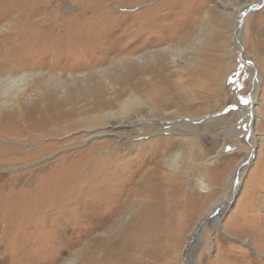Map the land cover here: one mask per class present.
Here are the masks:
<instances>
[{"label":"rangeland","instance_id":"rangeland-1","mask_svg":"<svg viewBox=\"0 0 264 264\" xmlns=\"http://www.w3.org/2000/svg\"><path fill=\"white\" fill-rule=\"evenodd\" d=\"M237 21L242 52L256 70L230 42ZM4 25L8 27L0 33V61L17 70L66 78L108 68L114 83L124 79L128 85L122 88L141 95L159 87L154 84H159V77L151 72L155 65H167L165 74L173 82L170 92L182 106L169 109L171 114L160 111L158 117L183 122L175 135L142 131L138 142L136 134L84 138L82 128L75 125L78 107L91 105L96 97L81 99L74 94L78 102L74 106L69 96L73 88L82 94L105 89L106 82L96 75L89 85L68 82V94H56L55 103L51 102L62 103L55 112L63 119L59 127L66 131L56 132L49 116L24 119L29 108L46 106L43 94L34 93L33 99L10 111L9 117L0 119V195L12 197L16 205L29 203L34 189H44L40 202L52 196L57 187L45 182L77 164V156L89 150L94 153L88 164L104 160L111 170L139 167L142 162L136 157L143 149L139 142L157 144L154 148L160 154L180 151L182 160L178 170L161 169L163 210L174 216L158 231L145 236L132 232L135 219L131 217L137 219L148 203L143 198L136 199L124 220L115 217L102 224L96 221L99 212L86 207L84 215L78 214L75 230L73 222L66 225L45 215L32 220L28 231L17 221L11 233L0 234L7 243L0 245V264H59L68 257H76L74 264H264V0H31L18 7L1 4L0 27ZM167 46L183 50L175 65L162 55L144 65L126 62L127 69L111 66L121 57ZM254 88L256 101L245 107ZM207 117L212 121L203 122ZM244 119L248 122L233 134L224 133ZM27 123L32 127L26 128ZM251 124L256 137H250ZM42 128L49 130L48 137L35 133ZM188 132L193 134L191 141L181 140ZM57 143L60 147L55 150ZM6 159L16 161L3 162ZM154 166L148 164L146 169ZM85 184L64 188L61 197L82 190ZM207 218L212 222L202 224Z\"/></svg>","mask_w":264,"mask_h":264},{"label":"bare ground","instance_id":"bare-ground-1","mask_svg":"<svg viewBox=\"0 0 264 264\" xmlns=\"http://www.w3.org/2000/svg\"><path fill=\"white\" fill-rule=\"evenodd\" d=\"M29 3H31V0H0V5L7 4L9 6L11 5L12 7H18L20 5L25 6ZM204 21L205 20L203 19L202 23L200 24L201 31L204 30ZM237 25L238 21L235 23V27L230 34V42L232 46L238 49L241 58L244 60L245 57L244 53L242 52L243 49L240 42L241 29L238 31L236 29ZM240 25L241 24L238 25V28H240ZM6 26L7 25L0 27V33L6 28ZM235 30L238 32L236 33ZM59 32H61V29H59ZM80 33L81 30L78 31L76 35H79ZM162 42L165 41L163 40ZM182 52L183 50L177 48L176 46L160 47L158 49L148 50L136 56H129L127 58L121 57V59L119 58L117 62L111 63V66L118 65L121 68H125L126 62L133 61L140 65L149 64L156 62L157 58L161 57L162 55H166V58L168 56L170 58V63L175 65L178 60L182 58ZM163 63L164 62H162V64ZM155 66H157V68L151 72H155L154 75L156 76L153 75V77H159V84H157V82L154 83L159 85V87L153 90L146 89L143 91V94L141 93L140 95V92L130 91L128 93L127 90L122 88L124 85H128V82L124 79H119L118 83H114V78L109 76L112 72L108 71V68H101L91 72L73 73L64 78L62 75L57 73L34 70L23 71L22 69L17 70V68H11L7 65V63L0 61V119L9 117L10 115L8 113L15 110L17 107H20L22 102L33 99L34 93H40L43 94V97L47 101L46 106L43 109L34 107L29 108L27 117L24 119L29 122L30 118H32L34 114H39L40 117L49 116L50 120L53 123H56L55 128L58 129L55 130L56 132L66 131V128L59 127V122H61L63 119L60 120L59 116H57L55 112L56 109L62 105V103L59 101L58 103L51 105V102L55 103L54 98H56V94H68V82H70L72 85H75L77 82H82L86 85H89V82L92 80V75H96L99 80L106 82L105 89H93L87 94H82L80 90L73 88L71 90L72 93L69 96V100H74V94L81 99H84L86 96L96 97L91 100V105H80L78 107L80 108L81 112L79 113V119L76 121L75 125L79 128H82V136L84 138L89 140L105 136H113L117 138L121 136H128V134H136L137 136H135V139L137 140L136 142H138L141 139L140 135L142 134L140 133L142 131L149 132L151 130L156 131L159 136H163L167 132H170L169 135H175L176 133L174 134V130L181 129L180 122L183 121L180 119L177 122H166L162 118L158 117V113L163 111V113L166 112V114H171L169 109L172 107H180L182 102L178 101V99L170 92V88L173 87V82H170L168 75L165 74L169 69L168 68L166 70L165 66L167 65ZM252 67L254 68L255 65L252 64ZM134 75L135 73L132 74L131 78H135L133 77ZM147 77L151 80L152 75L149 74ZM253 83L255 85L257 84V81L254 80ZM116 86H118V89ZM53 90H55L54 94ZM106 95L108 96L107 98H101L105 97ZM254 95L255 88L253 89L249 104H247L245 107H248L256 101ZM72 104L77 106L78 102L74 100ZM230 107L233 108L234 105L231 104ZM65 116L66 115L63 116L64 119ZM211 121L212 117H207L205 120L203 119V122L206 123ZM245 121L248 122L247 119L240 120L238 124L224 130V133L227 135L233 134L237 127H239L241 124H244ZM188 122L193 123V120L189 119ZM198 122L199 121L196 123ZM31 125V123H27L26 128H29ZM250 127L251 136L256 137L257 132L254 130V124H251ZM35 131V133L41 134V137H48V129L42 128L36 129ZM160 132L163 133L160 134ZM191 135L193 134L188 132V136H186L187 138L184 135L181 136L180 139L190 142L191 139L189 138ZM113 137L110 138L111 141H114V139H112ZM137 144L143 145V149L136 157V159H139L142 164L135 169L129 166L130 168L128 171L120 168L111 170L105 166L106 164L104 165L106 162L104 160L93 162L88 160V164L87 159H91L92 156L90 157V155L91 153H94L92 150H89L87 153H82L77 156V164H74V166H69L65 170L62 169L56 175V177L52 178V180L48 182H45L57 187L56 191L48 199L40 202V197L44 193L43 188L32 190L31 193H33L34 196L31 197V199L29 198L30 202L28 201L29 203L20 205L14 204L12 197L8 196L7 198H1L3 196L0 195V234L3 231L11 233V227L14 226V222L17 221H20V224H22L23 228L26 227L25 229L28 231L32 228L30 225L33 226L32 220L45 215L49 218H54V221H60L62 224L73 222V224L76 226L73 227L75 230L78 227V222H76L79 217L78 214H83L82 211L84 208L86 209V207L90 206L97 210L101 215L99 219L96 218L98 224L106 223L108 219H112L113 221V218L115 217H117L116 221L118 219L124 220V218H127V214L131 210V205L134 206L136 199L141 198L148 199V203L144 207V210L141 208V211L143 210V212L137 215V219L135 216L131 217V220L135 219V226L132 227V232L134 234H138L139 236H145L146 233L148 234L152 233L153 231H158L166 219H171L174 216L171 213L166 215V211L163 210L164 205L162 192L159 190V188L162 186L161 181L163 179L161 169L166 167L169 171L178 170L182 160V153L177 151L176 153L172 154H167L164 152H161L160 154L154 148L157 146V144L154 145V143H152L151 145H147L143 144L142 142ZM59 147L60 143L54 144L53 146L55 150H57ZM129 159V161L135 160V158ZM11 161L16 160L6 159L3 162ZM62 161H66V157H63ZM151 163L155 165L153 170L146 169V166ZM84 184L85 187L82 190L71 191L70 194L61 197L62 190L64 188ZM148 187L151 189V193L145 197V194L148 193ZM235 193L236 191H234V194ZM234 194H232L231 199ZM66 217H68V219ZM44 221L46 223L49 222L48 218H45ZM26 222L28 225H26ZM100 227L102 228L101 225ZM21 232H23V230ZM196 233L197 232L194 234ZM4 242L5 240L0 238V245H2ZM95 242L102 243L103 240L101 238H97ZM75 259L76 257H74L73 260L68 257L64 262L59 264H74Z\"/></svg>","mask_w":264,"mask_h":264},{"label":"water","instance_id":"water-1","mask_svg":"<svg viewBox=\"0 0 264 264\" xmlns=\"http://www.w3.org/2000/svg\"><path fill=\"white\" fill-rule=\"evenodd\" d=\"M240 26H241V25H240ZM244 61H245L246 63H248L249 65L252 66V63L249 62L247 59H244ZM249 102H250V100H249L245 105L249 104ZM250 137H251V135H250ZM235 194H236V193H235ZM235 194L233 195V197H232V199H231V202H232L233 199L235 198ZM214 220H215V219H213V221H214ZM215 221H216V223L219 222V220H215ZM205 222H212V221H211V218L203 219L201 223L203 224V223H205ZM216 223H215V224H216ZM213 224H214V222H213ZM218 224H219V223H218ZM219 226H220V224H219ZM200 229H201V228H199L198 231H199ZM223 234H224V233H223ZM224 235H226L227 237H229L227 234H224ZM194 236H196V234H195ZM229 238H230V237H229ZM236 241H238V240H236ZM238 242H239V241H238ZM191 243H192V242H191ZM192 244H193V243H192ZM192 244H191V245H192Z\"/></svg>","mask_w":264,"mask_h":264}]
</instances>
